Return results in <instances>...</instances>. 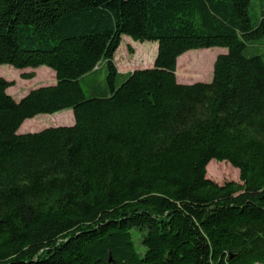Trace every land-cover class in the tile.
<instances>
[{
    "label": "trees",
    "instance_id": "16d2710c",
    "mask_svg": "<svg viewBox=\"0 0 264 264\" xmlns=\"http://www.w3.org/2000/svg\"><path fill=\"white\" fill-rule=\"evenodd\" d=\"M254 5L0 0V65L57 80L16 100L0 77V264H264V57L245 53L264 37ZM123 35L158 42L153 67L119 72ZM211 47L227 48L213 79L179 83L178 58ZM102 65L106 92L87 97L81 79ZM66 110L73 125L18 133ZM215 159L241 182L207 178Z\"/></svg>",
    "mask_w": 264,
    "mask_h": 264
},
{
    "label": "rangeland",
    "instance_id": "374dc122",
    "mask_svg": "<svg viewBox=\"0 0 264 264\" xmlns=\"http://www.w3.org/2000/svg\"><path fill=\"white\" fill-rule=\"evenodd\" d=\"M260 5H254L252 9L253 16L261 15L264 13V0H253ZM130 47H135L134 52H130ZM118 56L114 58L116 66L122 71L130 70L134 68V64L138 63L139 66L151 65L154 66L152 61L158 52V42L146 41L139 42L134 41L130 36L123 35L122 41L117 49ZM227 52V48L224 47H211L204 49H195L188 51L178 58L176 76L179 83L186 82H198L200 77L207 75L206 80L199 82H210L213 79V68L215 60L218 55ZM247 56L255 54L263 55L264 57V37L251 40L247 42V49L245 51ZM117 58V60H116ZM130 61V65L126 62ZM47 68L48 70H43ZM127 68V69H126ZM34 72L35 77L32 79H25L23 74ZM54 71L50 68L42 66L39 68H25L17 69L9 64L0 65V77L6 80L13 81L14 85L9 87L7 92L15 99H21L30 90L46 85L56 84V76ZM209 74V75H208ZM186 78V79H184ZM107 66L102 65L94 73H91L81 79V85L85 91L87 97H93L101 95L106 92L107 89ZM190 84V83H189ZM20 127L18 133L37 132L47 127L73 125L75 118L72 110L62 111L52 115H38L35 118L27 120ZM26 123V124H25ZM37 127L36 129L31 126ZM221 171H224V177H220ZM209 175L206 177L223 184L228 181L241 182L239 170L232 164H220L215 160H212L208 165ZM262 264V263H259Z\"/></svg>",
    "mask_w": 264,
    "mask_h": 264
},
{
    "label": "crops",
    "instance_id": "0c3cea01",
    "mask_svg": "<svg viewBox=\"0 0 264 264\" xmlns=\"http://www.w3.org/2000/svg\"><path fill=\"white\" fill-rule=\"evenodd\" d=\"M135 47H133V49H134ZM117 51H119V50H117ZM116 51V53H115V57H117L118 56V52ZM116 60H117V58H116ZM155 60V57H154V59L152 60V61H154ZM130 61H127L126 62V64L127 65H130V63H129ZM134 68H130V70H127V71H122V70H120V69H118L119 70V72L121 73V74H126V73H129V72H132V71H134V70H136V69H142V68H149V67H151V65H145V66H139V64L138 63H135L134 64V66H133ZM43 70H48L47 68H42ZM127 69V68H126ZM51 71H53V70H51ZM53 73H55V72H53ZM209 75V74H208ZM206 77H207V75H205V76H203V77H200L199 78V81H201V80H206ZM184 79H186V78H184ZM182 83H186V82H182ZM188 84L189 83H191V82H187ZM17 100V99H16ZM19 100V99H18ZM27 120H29V119H27ZM25 121V122H28V121ZM74 123H75V121H74ZM73 123V124H74ZM26 124V123H25ZM31 127H33V128H37V127H35V126H31ZM20 129V128H19ZM19 131V130H18ZM34 132V131H33ZM256 264H259V263H256Z\"/></svg>",
    "mask_w": 264,
    "mask_h": 264
}]
</instances>
